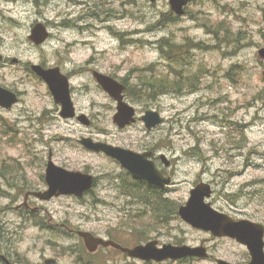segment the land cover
<instances>
[{
  "label": "rangeland",
  "instance_id": "rangeland-1",
  "mask_svg": "<svg viewBox=\"0 0 264 264\" xmlns=\"http://www.w3.org/2000/svg\"><path fill=\"white\" fill-rule=\"evenodd\" d=\"M39 22L50 37L37 45L29 35ZM262 48L264 0H189L183 16L169 0H0V86L20 97L11 109L0 107V253L16 264L50 258L56 264L251 261L246 246L192 227L179 207L206 182L214 208L264 225ZM32 64L59 66L69 76L76 107L90 126L60 115ZM92 70L124 81L135 123L122 129L114 122L117 102ZM150 109L163 122L149 132L139 117ZM83 137L153 151L171 185L134 178L115 158L83 146ZM50 158L93 174L95 185L82 198L30 196L31 207L41 210L25 208L26 193L46 188ZM62 223L130 247L151 240L205 245L211 256L146 262L115 248L90 254Z\"/></svg>",
  "mask_w": 264,
  "mask_h": 264
},
{
  "label": "water",
  "instance_id": "water-1",
  "mask_svg": "<svg viewBox=\"0 0 264 264\" xmlns=\"http://www.w3.org/2000/svg\"><path fill=\"white\" fill-rule=\"evenodd\" d=\"M155 2L156 0H150ZM171 9L179 16L185 14V6L189 0H169ZM50 32L46 25L37 23L29 35V39L40 45L49 38ZM259 56L264 59V48L259 51ZM3 56L0 55V61ZM32 69L42 77L48 84L54 101L61 106L60 115L65 119L77 118L83 124L89 126L90 118L86 114H77L72 99L69 77L62 73L60 67L45 68L40 64H32ZM264 74V71H263ZM94 77L101 87L117 101V113L114 115V122L125 128L137 121L136 109L126 100V85L117 79L100 71L94 72ZM19 102L17 93L0 86V107L11 109ZM148 130H152L162 124L163 117L157 110H147L141 117ZM80 143L86 148L104 152L108 156L117 159L135 178L148 181L150 184L165 188L172 183V177L166 176L151 158L152 152H138L132 149L115 146L105 142H95L92 138H81ZM166 165L170 161L165 155L161 156ZM46 182L48 189L45 191H33L25 196L26 204L31 195L41 200H50L61 195L83 196L94 185V176L82 171L68 170L56 165L50 158L46 170ZM213 194L211 184L201 182L190 191L189 200L179 207V214L184 221L195 228L211 232L217 237H230L248 247L251 254L249 263H232L224 259H217L218 264H264V225L249 219H234L230 215L214 208L208 199ZM0 207V219H1ZM79 235L84 239L86 247L90 252H95L99 246H112L121 250L132 258L145 261L162 262L166 260H178L186 257H209L206 246L173 245L164 244L159 246L158 240H151L145 244H138L134 247L123 246L113 240H106L95 236L88 231H80ZM6 264H14L7 256L2 255ZM55 259H47V264H52Z\"/></svg>",
  "mask_w": 264,
  "mask_h": 264
},
{
  "label": "flooded vegetation",
  "instance_id": "flooded-vegetation-1",
  "mask_svg": "<svg viewBox=\"0 0 264 264\" xmlns=\"http://www.w3.org/2000/svg\"><path fill=\"white\" fill-rule=\"evenodd\" d=\"M56 67V66H55ZM95 71H98V70H92V72H93V76H94V72ZM103 73V72H102ZM107 75H109V74H107ZM109 76H111V77H113L112 75H109ZM69 77V76H68ZM95 78V77H94ZM113 78H115V77H113ZM115 79H117V78H115ZM96 80V79H95ZM118 80V79H117ZM120 81V80H119ZM121 83H123V84H125L124 83V81H120ZM126 85V84H125ZM71 95H72V99H73V92H72V87H71ZM73 101H74V99H73ZM116 101V100H115ZM117 102V101H116ZM74 104H75V102H74ZM58 105V104H57ZM59 107H60V105H59ZM75 107H76V104H75ZM76 110H77V113H81L80 111H78V109H77V107H76ZM85 114V113H84ZM88 116V115H87ZM140 118V117H139ZM146 127V126H145ZM155 129V128H154ZM148 130V129H147ZM153 130V129H152ZM152 130H148L149 132L150 131H152ZM143 152H152V156H151V158H153L154 159V161L156 162V156H155V153L153 152V151H151V150H144ZM162 159V158H161ZM46 176V175H45ZM46 183V182H45ZM48 189V184H46V188H44V189H40V190H37V191H45V190H47ZM30 192H33V191H29L28 193H30ZM27 194V193H26ZM85 195V194H84ZM30 196H33V195H31L30 194ZM30 196L28 197V199H27V202H26V204H22L25 208H32L31 207V204H30ZM33 197H36V196H33ZM83 196H81L80 198H82ZM37 198V197H36ZM22 205L21 206H19V207H17L18 209H21L22 208ZM41 210V208L40 207H33L32 208V210H34V211H36V210ZM61 229H63V230H65L66 231V234H68V235H70L71 237L72 236H74V237H79V239L81 240V241H83V243H84V245H85V248H86V244H85V241H84V239L79 235V232L80 231H83V229H82V227L81 226H74V225H72L71 223H62L61 224ZM93 233V232H92ZM95 236H99V235H96L95 233H93ZM101 237H103V236H101ZM104 238H106V237H104ZM106 239H108V240H113V241H115V242H117L114 238H112V237H107ZM231 239V238H230ZM158 243H159V241H158ZM123 245V244H122ZM125 246V245H124ZM159 246H160V244H159ZM244 246H246V245H244ZM103 248H113V247H111V246H109V247H104V246H99L98 247V249L96 250V252H94V253H97L100 249H103ZM246 248H247V250H248V252H249V255H250V257H251V254H250V251H249V249H248V247L246 246ZM86 250H87V252L88 253H90L89 251H88V249L86 248ZM90 254H92V253H90ZM2 254L0 253V258L2 259ZM6 256V255H5ZM211 256V255H210ZM3 260V259H2ZM56 260V259H55ZM4 261V260H3ZM12 261V260H11ZM13 262V261H12ZM250 262V261H249ZM248 262V263H249ZM4 263L6 264V262L4 261ZM14 263V262H13ZM57 263V260L54 262V263H52V264H56ZM14 264H16V263H14Z\"/></svg>",
  "mask_w": 264,
  "mask_h": 264
},
{
  "label": "trees",
  "instance_id": "trees-1",
  "mask_svg": "<svg viewBox=\"0 0 264 264\" xmlns=\"http://www.w3.org/2000/svg\"><path fill=\"white\" fill-rule=\"evenodd\" d=\"M234 42H238V41H234ZM150 195H151V196H150L151 198H155V199L157 198V197H156V194H155V195H154V194H150ZM156 201H157V199H156ZM148 202H149V200H148ZM158 202H159V201H157V203H158ZM167 202H168V200L166 199V203H167Z\"/></svg>",
  "mask_w": 264,
  "mask_h": 264
},
{
  "label": "bare ground",
  "instance_id": "bare-ground-1",
  "mask_svg": "<svg viewBox=\"0 0 264 264\" xmlns=\"http://www.w3.org/2000/svg\"><path fill=\"white\" fill-rule=\"evenodd\" d=\"M76 20H77V19H76ZM162 47H163V45H162ZM29 63H30V62H29ZM207 116H208V115H207ZM211 116H212V115H211ZM203 119H205V118H203ZM203 119H202V120H203ZM195 122H196V121H195ZM201 122H202V121H201ZM218 124H219V123H218ZM90 193H91V192H90Z\"/></svg>",
  "mask_w": 264,
  "mask_h": 264
}]
</instances>
